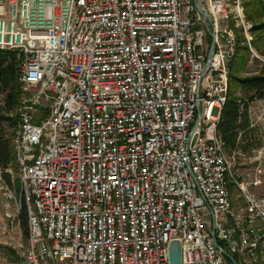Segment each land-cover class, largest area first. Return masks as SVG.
Returning <instances> with one entry per match:
<instances>
[{"label": "built area", "instance_id": "obj_1", "mask_svg": "<svg viewBox=\"0 0 264 264\" xmlns=\"http://www.w3.org/2000/svg\"><path fill=\"white\" fill-rule=\"evenodd\" d=\"M200 2L209 19L194 0L0 1L21 92L0 207L10 231L28 217L9 264H170L175 241L181 264L264 263V98L239 100L235 147L219 132L238 48L228 22L250 64L264 58L241 0Z\"/></svg>", "mask_w": 264, "mask_h": 264}, {"label": "trees", "instance_id": "obj_2", "mask_svg": "<svg viewBox=\"0 0 264 264\" xmlns=\"http://www.w3.org/2000/svg\"><path fill=\"white\" fill-rule=\"evenodd\" d=\"M235 0H233L234 2ZM244 7V16L246 22L253 25L251 30L252 42L251 45L257 50L258 43L264 41V24H258L257 21L264 19V0H242ZM232 28L235 30L237 40L243 41V55L242 63H249L251 52L248 43L243 35L241 27H236L235 22L232 23ZM231 68V82L229 101L224 110L223 117L220 123L219 132L228 148L235 147L238 138L239 130H245L248 126V119L246 114L241 112L239 100L244 98L237 97V91L243 92L246 100L252 101L254 99L264 98V73L262 75L251 77L247 79L238 78L232 72ZM0 94L6 95L7 105L4 109H0V157L4 168H15L14 155L11 146V135L6 134L3 125L9 124L11 128L16 125L14 118L5 116L4 114H12L15 112L21 97L19 84V62L15 52L0 50ZM242 97V96H241ZM248 134V132H247ZM247 137V136H246ZM8 181L11 179L7 176ZM16 186L19 187V180H16ZM24 236L28 238V217L27 211L24 207L20 216Z\"/></svg>", "mask_w": 264, "mask_h": 264}, {"label": "rangeland", "instance_id": "obj_3", "mask_svg": "<svg viewBox=\"0 0 264 264\" xmlns=\"http://www.w3.org/2000/svg\"><path fill=\"white\" fill-rule=\"evenodd\" d=\"M4 1V0H0ZM237 1V0H236ZM253 1V0H250ZM224 2L229 5L231 9H233L234 2L233 0H224ZM242 7L243 2L241 0ZM244 9V7H243ZM234 20H231L229 25L232 27V23ZM258 24H264V19L258 20ZM243 41L238 42V48L237 53L235 57L231 60L230 63H232V72L238 76V78L241 79H247L251 77H256L259 75H262L264 73V63L260 61H255L254 64L249 63H242V55H243V48H244ZM257 54L264 58V41H261L258 43L257 50L255 49ZM237 97L247 99L243 92L238 90L237 91ZM242 96V97H241ZM5 116H8L7 114H4ZM3 129L5 130L6 134L9 136L13 132V128L9 126V124H4ZM14 175V184L17 180L15 169L13 171ZM17 189V187H16ZM18 191V190H17ZM237 194V193H236ZM233 195L234 192H233ZM0 234H2V237L0 238V264H9L11 262H19L22 260L24 253L27 249V238L24 236V231L21 225V222L18 220L16 224L14 225L13 231H10L8 222L6 221L3 212L0 207ZM229 264V261L227 262Z\"/></svg>", "mask_w": 264, "mask_h": 264}, {"label": "water", "instance_id": "obj_4", "mask_svg": "<svg viewBox=\"0 0 264 264\" xmlns=\"http://www.w3.org/2000/svg\"><path fill=\"white\" fill-rule=\"evenodd\" d=\"M194 4L196 6L197 11L200 14H202L204 18L209 19V16L202 9V4L200 0H194ZM214 51H215V43L213 41L209 51V56H208L209 60L212 58ZM218 248H220L219 245ZM225 255L231 261L232 264H237L234 258H232L226 253ZM170 264H181V244L177 241L173 242L170 246Z\"/></svg>", "mask_w": 264, "mask_h": 264}, {"label": "crops", "instance_id": "obj_5", "mask_svg": "<svg viewBox=\"0 0 264 264\" xmlns=\"http://www.w3.org/2000/svg\"><path fill=\"white\" fill-rule=\"evenodd\" d=\"M0 224H1V222H0ZM1 227V226H0ZM2 237V234H0V238ZM1 258V257H0ZM264 264V263H263Z\"/></svg>", "mask_w": 264, "mask_h": 264}]
</instances>
